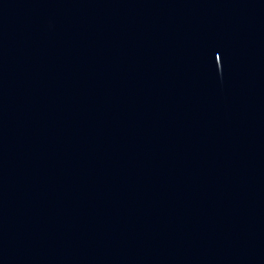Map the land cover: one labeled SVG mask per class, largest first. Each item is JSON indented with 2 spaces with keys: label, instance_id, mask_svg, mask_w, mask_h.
<instances>
[{
  "label": "water",
  "instance_id": "1",
  "mask_svg": "<svg viewBox=\"0 0 264 264\" xmlns=\"http://www.w3.org/2000/svg\"><path fill=\"white\" fill-rule=\"evenodd\" d=\"M0 264H264V0H0Z\"/></svg>",
  "mask_w": 264,
  "mask_h": 264
}]
</instances>
